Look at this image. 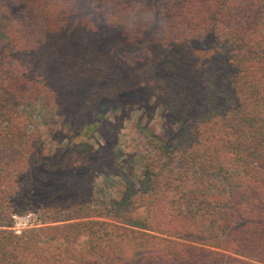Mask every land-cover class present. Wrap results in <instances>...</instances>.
Returning <instances> with one entry per match:
<instances>
[{"label":"trees","instance_id":"16d2710c","mask_svg":"<svg viewBox=\"0 0 264 264\" xmlns=\"http://www.w3.org/2000/svg\"><path fill=\"white\" fill-rule=\"evenodd\" d=\"M151 32L138 100L177 127L146 132L141 175L109 203L15 232L49 163L21 107L53 110L70 125L54 135L91 151L78 136L122 99L118 65ZM2 42L0 264H264V0H0Z\"/></svg>","mask_w":264,"mask_h":264},{"label":"rangeland","instance_id":"374dc122","mask_svg":"<svg viewBox=\"0 0 264 264\" xmlns=\"http://www.w3.org/2000/svg\"><path fill=\"white\" fill-rule=\"evenodd\" d=\"M157 3L160 6L161 0ZM4 44L0 43V46ZM157 49L155 32L128 46L118 65L124 84L120 91L122 99L113 95L114 100L105 109L91 136L77 138L86 139L93 145L89 152L78 153L73 150L68 137L61 140L60 135L58 138L54 135L53 129L69 135L70 125H66L53 110H44L41 103L33 101L21 107L28 119L29 130L37 131L45 142L44 155L48 156L49 163L40 167L44 176L38 179L32 190L33 207L24 214L15 213L13 216L32 214V220L36 218L34 222L38 223L33 228L47 225L48 214L58 217L59 221L52 224L69 222L87 204L97 208L109 203L123 191L127 178L137 179L141 175L145 155L149 152L146 132L163 133L168 127H177L166 116L161 104L152 107V99L147 104L138 100L146 97L138 73ZM78 125L83 127L85 123ZM57 149L63 154H58L55 159L53 154ZM118 223L135 227L132 219Z\"/></svg>","mask_w":264,"mask_h":264},{"label":"built area","instance_id":"2783aa9c","mask_svg":"<svg viewBox=\"0 0 264 264\" xmlns=\"http://www.w3.org/2000/svg\"><path fill=\"white\" fill-rule=\"evenodd\" d=\"M32 214H26V215H14V222L15 226H13V229L17 233H21L23 230L28 228H33V226H36L38 223H35L34 220H32ZM22 221H25L23 225H21Z\"/></svg>","mask_w":264,"mask_h":264}]
</instances>
